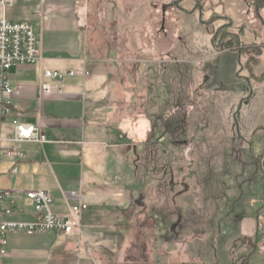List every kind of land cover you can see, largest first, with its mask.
I'll return each instance as SVG.
<instances>
[{
    "label": "crops",
    "instance_id": "1",
    "mask_svg": "<svg viewBox=\"0 0 264 264\" xmlns=\"http://www.w3.org/2000/svg\"><path fill=\"white\" fill-rule=\"evenodd\" d=\"M81 1L0 0V20L31 23L39 38L41 51L38 64L17 65L8 73L13 91L5 98L13 115L3 124V136L6 139L12 138V121L17 120L20 124L40 126L48 140L43 145H16L24 153L25 159L7 160L1 164L0 189L12 193L16 201L14 215L4 220H35L34 205L25 197V193L30 191L50 192L54 199V211L63 217L69 215V205L78 203L68 201L66 194L80 195V202L88 207L80 216L82 235L29 234L24 241L16 240L23 233L7 235V255L2 264H98L99 260L103 264H114L113 255L119 252L120 244L125 247L130 245L131 238L141 228L146 229L143 232L145 234L147 231L146 236L154 229L148 222L150 211L146 210L144 203L140 206L143 195L140 178L134 173V164L140 146L149 147L155 143L154 134L160 126L159 121L163 122L166 132V115H169L171 109L170 89H166L171 81V48L164 50L167 51L166 58L161 61L155 58L156 51H159L155 44H149L145 50L139 47V42L136 44L134 35L139 37L142 29L138 24L134 28V21H139L141 15H148V21H151L156 15L155 9L152 12L147 7L143 10L138 0H119V22H122L119 24L126 26V33L119 36V41L123 40L122 37L127 42L131 41L127 47L119 45V49L109 43L107 31L97 24L88 23L87 17L81 12ZM230 2L232 7L228 10L229 16L213 12L207 22L213 14L225 17L228 21L218 20L213 24H222L223 27L231 23V35L242 36L247 30L251 39L249 46L257 47L259 42L263 46L262 50H251L240 56L236 52L221 51L213 42V37H210L208 46H187L185 52L189 51L196 58L191 61L194 63L191 66H195L197 91L211 97L213 110L219 109L223 101L224 107L228 109L226 116L235 117L236 113L239 115L249 105H245L249 92L237 75L247 78L250 74H264V31L246 23L234 27L237 15L239 21H242L243 12L255 8L253 0ZM194 10L190 16H197ZM189 12L190 9L185 10V13ZM261 12H264V8H261ZM165 15L163 9V18ZM263 19L259 18L264 27ZM146 26V31L154 33L153 24L148 22ZM125 52L131 56L124 57ZM141 52L150 58L141 60ZM101 53H106V56H98ZM237 60L241 64L239 72L235 64ZM249 60L251 69L247 67ZM126 63L131 65L126 66ZM140 63L157 67L153 72L154 77H150L148 83L160 84L157 90L162 91V96L158 99L155 91L148 96H141L138 71L135 77L132 75L126 78L124 75L133 66L138 68ZM112 64L118 68H112ZM188 64L187 60L181 61V67L187 68ZM224 64L229 69L234 68L230 89L223 87L225 83L217 76L218 68L224 67ZM110 67L113 74L109 76ZM161 68L163 76L160 77L158 69ZM260 68L262 71L258 72ZM97 69L99 75L92 76L91 73ZM45 71L74 72L75 76L60 82L49 81L44 78ZM253 84L255 94L252 101L258 99L259 89L264 91V83ZM44 85L51 86L55 91L61 88L63 94L42 95ZM237 87L244 90L237 92ZM156 110L160 113L158 119ZM217 110L214 114H219ZM261 110L264 116V104ZM261 125L259 121L247 131L248 137H243L250 138ZM15 167L18 171L13 175ZM119 173L123 181H136L140 189L138 196L130 192L119 194ZM122 196L127 197V203L119 210V197ZM145 212L147 215H142ZM143 218L145 221H141ZM228 244V239L215 237L211 243L212 258L204 261L202 256H198L201 264H264V239L260 246L252 242L245 245L234 257L226 252ZM219 246L225 251L226 261L221 262L217 258ZM96 250H100V253ZM258 250L261 256L257 258Z\"/></svg>",
    "mask_w": 264,
    "mask_h": 264
},
{
    "label": "rangeland",
    "instance_id": "2",
    "mask_svg": "<svg viewBox=\"0 0 264 264\" xmlns=\"http://www.w3.org/2000/svg\"><path fill=\"white\" fill-rule=\"evenodd\" d=\"M138 1L143 10H146V7L150 12L155 9L156 15L151 21H148V15H141L139 21H134V28L138 24L142 29L139 37L134 35L136 44L139 42V47L144 50L149 44H155L159 49L155 58L161 61L166 58L167 51L164 50L171 48V81L169 86L166 85V89H170L171 109L169 115H166V132L162 126L163 122L159 121L160 126L154 134L155 143L149 147L141 145L134 164V173L140 178L143 195L140 206L144 203L146 210L150 211L148 222L154 229L146 236L147 231L143 233L146 229L141 228L136 231L134 238H131L130 245L125 247L120 244L119 252L113 255L114 264H201L198 256H202L204 261L212 258L211 243L215 237L229 240L226 252L231 257L237 256L240 249L251 242L260 246L264 239V116L261 110L264 91L259 89L258 99L247 100L245 105L249 103L248 107L243 108L239 115L236 113L235 117L226 116L228 109L224 107L223 101L220 102L219 109L213 110L211 97L201 95L196 89L195 66H191L194 64L191 61L196 59L195 55L189 51L185 52L187 46L190 48L192 45L210 44V37H215L222 24H207V20L213 12L229 16L231 2ZM176 2L180 3L179 7L168 8ZM198 2H203L202 10L196 11L197 16H190ZM125 8L127 10V7ZM186 9H190V12L185 13ZM81 12L87 17L89 24H97L107 31V38L112 46L119 49V45L127 47L131 44V41L127 42L124 37L122 44L119 41V36L126 33V26L119 24L122 23L119 22V0H82ZM242 16V21H239L237 15L234 27L246 23L264 31L259 18L255 16L254 8L248 11L246 9ZM261 16L264 18V12H261ZM148 22L153 24L154 33L145 30ZM249 36L246 30L245 35L239 36V41L249 46ZM257 45L262 46L259 42ZM123 54L124 57L131 56L126 52ZM98 56L104 57L106 53ZM141 56V60L150 58L142 52ZM182 60L190 63L187 68L181 67ZM235 64L239 72L240 60ZM111 67L118 68L116 64ZM111 67L109 76L113 74L110 72ZM155 68L157 67L154 65L144 66L140 63L138 68L133 66L124 75L126 78L132 75L135 77L138 71L141 96H148L155 91L158 99L162 96V91L157 90L161 87L158 86L160 84L148 83V79L154 77ZM158 70L159 76H163V68ZM102 71L104 72L103 69ZM233 71L234 68L229 69L225 64L224 67L218 68L217 76L225 83L223 87L227 89L233 85ZM257 71L261 72L262 68ZM156 73L158 75V71ZM91 75H99V70H95ZM261 75L258 73V76ZM253 76L254 74H250L249 77L243 78L237 75V78L243 81L249 95L252 90L254 96L253 83L257 82ZM246 79H250V87ZM241 90L244 89L236 88L237 92ZM216 110L219 114H214ZM156 111L158 119L160 113ZM259 121L262 122L259 129L253 132L250 138L243 137H248L247 131ZM120 176L119 173V194L130 192L138 196L140 189L136 181H123ZM126 201L127 197H119V210L123 209ZM142 215H147V212ZM28 236L29 234L23 233L18 235L16 240L24 241ZM96 252L99 254L100 250ZM260 254L261 251L258 250L256 257L261 256ZM97 257L100 258L99 255ZM217 258L221 262L226 261L225 251L220 246ZM98 264L103 263L99 260Z\"/></svg>",
    "mask_w": 264,
    "mask_h": 264
},
{
    "label": "built area",
    "instance_id": "3",
    "mask_svg": "<svg viewBox=\"0 0 264 264\" xmlns=\"http://www.w3.org/2000/svg\"><path fill=\"white\" fill-rule=\"evenodd\" d=\"M41 61L40 41L34 27L29 22H10L0 20V166L3 162L23 161L25 155L15 146L23 143H47V135L40 126L20 124L13 120L14 134L12 138L3 136L2 127L7 118H11V109L6 95L12 93L8 73L17 65L34 66ZM44 78L49 81H63L67 77L75 76L74 72L61 73L45 71ZM42 95L63 94L59 88L54 90L49 85L42 86ZM15 167L12 174H17ZM1 178V171H0ZM28 201L32 202L35 209V220L32 222L10 221L14 215L16 201L12 193L0 189V264L7 255V235L15 233L44 234V233H77L82 235L81 213L88 207L80 202V195L76 193L66 194L68 201H77V204L69 205V215L61 216L54 211V199L50 192L30 191L25 193Z\"/></svg>",
    "mask_w": 264,
    "mask_h": 264
},
{
    "label": "trees",
    "instance_id": "4",
    "mask_svg": "<svg viewBox=\"0 0 264 264\" xmlns=\"http://www.w3.org/2000/svg\"><path fill=\"white\" fill-rule=\"evenodd\" d=\"M260 2L262 8H264V0H258ZM218 20L228 21L225 17H220L217 14H213L208 23H215ZM232 24L227 23L223 27L220 28L219 32L213 38V42L217 43L219 48L223 51H232L238 53L240 56L245 55L248 51L251 50H262L263 46H243L239 41V35H231L229 30L231 29ZM251 60H249L247 67L251 69ZM253 79L257 83H264V74L261 76H253ZM246 83L248 86H251L250 79H246ZM253 97V92L251 90L249 97L247 100H250Z\"/></svg>",
    "mask_w": 264,
    "mask_h": 264
},
{
    "label": "flooded vegetation",
    "instance_id": "5",
    "mask_svg": "<svg viewBox=\"0 0 264 264\" xmlns=\"http://www.w3.org/2000/svg\"><path fill=\"white\" fill-rule=\"evenodd\" d=\"M254 2H253V5H254V12H255V16L257 17V18H260V16H261V8H262V6H261V4H260V2H258V0H253ZM202 5H203V2H198L197 3V5H196V8H195V10L194 11H197V10H202ZM179 6H180V3H179ZM252 7V6H251ZM176 8V7H175ZM253 8V7H252ZM262 17V16H261ZM207 24H211V23H208L207 22ZM219 32V30L217 31V33ZM216 33V34H217Z\"/></svg>",
    "mask_w": 264,
    "mask_h": 264
},
{
    "label": "water",
    "instance_id": "6",
    "mask_svg": "<svg viewBox=\"0 0 264 264\" xmlns=\"http://www.w3.org/2000/svg\"><path fill=\"white\" fill-rule=\"evenodd\" d=\"M172 6L179 7V2H176L175 4L171 5L170 7H172ZM165 10H166V8H164V12H165ZM260 18H261V16H260ZM262 23L264 24V21H262ZM236 125L238 126L237 122H236Z\"/></svg>",
    "mask_w": 264,
    "mask_h": 264
}]
</instances>
